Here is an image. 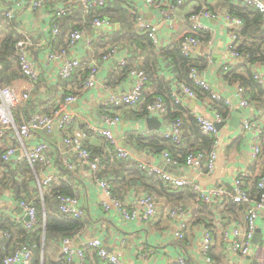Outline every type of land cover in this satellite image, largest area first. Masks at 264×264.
Masks as SVG:
<instances>
[{
	"label": "built area",
	"instance_id": "obj_1",
	"mask_svg": "<svg viewBox=\"0 0 264 264\" xmlns=\"http://www.w3.org/2000/svg\"><path fill=\"white\" fill-rule=\"evenodd\" d=\"M47 0H29V8L33 11L42 8ZM143 3L151 10L157 12L158 22L162 25L172 27L174 24V15L187 4L194 0H142ZM201 1V0H200ZM242 3L253 6L259 11L264 24V1L263 0H241ZM81 8L84 13H88L94 6H103L106 0H64L63 4L59 5L53 13L52 26V41H55L60 34V20L65 16L71 15L74 11V4ZM203 4L198 12L187 13L183 20L189 23V29L180 39L179 45L181 52L186 57H196L194 48L199 43L197 35L200 32H207L210 28L202 22L203 19L215 18V13L207 6L210 0H202ZM129 11L134 12L135 28L148 35L153 44L158 45V22L152 23L144 19L142 11L130 6ZM13 11L11 9L0 12V20L2 17L11 19ZM224 22L228 28V42L226 45V58L222 63L224 71H228L239 66L245 65L248 55L237 52L236 47L239 42L238 32L241 29L242 21L240 18L224 14ZM119 25L113 24L109 19L94 16L87 23L83 22L79 27L72 29L66 39L65 47L59 51H48L43 63L38 65L34 63L30 50L39 43L36 42L28 31L17 29L16 41L14 43V56L18 63V70L22 77L28 79L32 83H37L43 77L42 65L48 61H61L56 71V76L61 79H70L74 73L79 71L82 62L79 56L65 58L69 51L81 46L86 52H90V67L88 73L82 78V87H93L98 79V68L100 67L98 56L93 52L94 38L89 35L88 31L97 30L98 36L104 39H109L112 31L118 30ZM51 44V43H50ZM49 46V44H46ZM118 47V46H117ZM116 46H112L107 52L101 54V60H110L118 51ZM49 49V48H48ZM126 56V55H125ZM121 68L127 66V61L124 57L119 60ZM264 67V62H261ZM254 67V78L262 80V72H257L256 64ZM132 80L131 86L126 92H118L112 88H106L108 95L103 101L105 108L110 111L102 112L98 115V121H89L87 114L80 110L72 108V104L76 101V93L73 88H69V93H65L64 88H58L59 94L52 99V107L49 114L40 108H34L33 111L22 117L20 120H15L14 110L18 106H24L32 100L30 91L11 88L5 86L0 88V149L3 150L1 160L5 164L15 165L27 162L29 166L36 163H41L44 166V177L38 181V187L41 192L49 187L53 179L58 178V171L53 167L51 159L48 157L49 144L42 138V134L55 133L59 139L67 146L69 152L77 156L79 162L74 164L68 157L60 158L64 168L68 172H74L76 168L86 169L91 178L97 183L104 200L101 202L104 210L108 211L110 205L113 206L117 214L125 221L138 219L140 221L155 220L161 214L174 219L177 222L176 229L173 230V237L177 242H184L186 239L187 229L190 224L189 212L182 202L175 205H167L163 203L159 207L155 195L148 192H142L136 196L130 204L120 200L113 192L112 185L109 180L99 178L98 173L102 169V157L92 155L84 146L85 135L79 129H71L76 122H83L88 129L94 134L104 138L111 144L116 151V157L121 162H127L131 159L130 152L119 144V140L114 133L121 122V116L116 108L133 107L137 108L144 101L146 75L143 70L137 67H130L129 74ZM188 78L196 85L200 86L205 94L211 99L222 101L224 105L229 106L231 103L228 99L223 98L210 83H208L201 75L200 70L192 67L189 70ZM176 86L182 95L190 99H196L198 93L190 88L185 82H177ZM172 91V97L175 103L180 102V93ZM207 92V93H206ZM240 107L253 110L256 108V101L250 100L246 96V90L243 86L237 85L234 93ZM146 110L149 116L163 117L167 114L168 107L165 101L154 96L150 101ZM113 111V112H112ZM264 111V110H263ZM196 123L200 130L211 137H214L209 151L193 150L190 151L183 164L171 157L168 151L164 150L160 154L162 166L157 164L145 163L138 161L140 168L146 170L148 174L159 176L167 185L169 190H175L180 187H188L197 197V201L208 204H214L216 201L222 203L231 201L242 205V218L235 219L231 216L228 219L224 218L226 226L222 230V239L227 244V251L231 257L241 256L247 258L250 256L254 247L253 237L257 229L258 220L264 212V163L256 181V187L260 193L258 196H252L245 187V181L249 180L251 173L246 168H240L232 177L230 188L225 185L218 184L209 188L203 187L194 178L188 176H179L176 173L168 171L166 168L172 167L181 170L184 167L191 168L199 174L212 172L215 168L218 158L217 148L219 146V131L215 123L224 120L220 113H215L214 119L202 114H195ZM185 121L181 118H176L172 121H167L165 128L155 132L145 130L140 133V136L147 137L150 135H159L170 139L176 146L184 145L183 143V126ZM242 129L249 132L251 137L250 155L252 160L259 159L263 152L264 145V116L261 121L252 117H246L242 120ZM42 138V139H41ZM35 140L38 141L30 148L25 142ZM59 211L74 217H83V209L78 198L71 196H59ZM0 196V204H1ZM19 206L24 213L21 223L26 229H34L38 225L37 209L31 200H19ZM0 235L8 236L7 231H1ZM61 251L65 260L69 264H86V247L93 248L97 255L103 261L112 264H124L123 258L118 252H114L103 244L100 238L92 237L82 247H75L72 244V237H64L60 240ZM214 250V236L210 229L204 228L201 232L200 241L197 245V250L194 255L181 250L180 253L173 259L175 264H215L211 257ZM152 251H146L144 257L150 256ZM32 254L29 249L23 247L16 248L12 253L5 256L3 264H31ZM253 264H259L254 262Z\"/></svg>",
	"mask_w": 264,
	"mask_h": 264
},
{
	"label": "crops",
	"instance_id": "obj_2",
	"mask_svg": "<svg viewBox=\"0 0 264 264\" xmlns=\"http://www.w3.org/2000/svg\"><path fill=\"white\" fill-rule=\"evenodd\" d=\"M116 2H121L123 8L132 6L136 10L142 11L144 19L151 21L152 23H157V12L155 10L149 9L142 0H113ZM264 1V0H263ZM47 3L38 10H31L29 8V0H0V12L11 9L13 15L11 19H6L2 17L1 24L3 31H8L11 29L17 33V29L21 31L31 32L34 40L38 42L34 48L30 50L32 59L35 64L43 63L45 56L48 51H59L65 47L66 39L70 34V31L78 23L82 24L85 20V16L88 13H84L77 2H72L74 4L73 16L61 20V32L65 33L63 38L62 34H59L55 41H52V26H53V13L54 9L59 5L63 4L64 0H47ZM200 0H194L191 3L184 6L174 15V24L172 27L168 25H162L158 22V34L159 41L156 45L157 50H162L165 47H171L177 44L179 39L186 34L189 29V23L183 20L184 16L191 12L195 6L200 3ZM217 2V3H216ZM212 5L211 10L215 13V18L203 19L202 22L205 23L210 30L205 32L209 34L207 40L202 39V35L199 39V43L194 48V54L205 58V66L200 70L201 75L204 79L213 85L214 89L218 91L223 98L230 101V105L226 107L227 114L223 122V125L218 129L219 131V146L217 148L218 158L216 160L215 168L212 172L199 174L191 168L184 167L181 170H177L172 167H167L166 169L172 173H176L179 176H188L194 178L199 184L205 188H209L218 184L225 185L230 188L232 177L240 168H246L251 176L249 181H253L259 176L261 166L264 163V145L262 147V156L257 160H252L250 155V133L245 132L242 129V120L246 117H252L261 121L264 116V67L261 63H256L257 72H262V80H254L259 86L257 89H252L245 87L248 97L254 98L257 105L253 110H248L239 106L237 99L234 97L236 86L240 85V76H243V80L246 81L248 76L246 68L239 66L234 70L224 71L222 68V63L226 58V45L228 42V28L224 22V14L226 13V8L221 5L220 1L210 0ZM76 12V13H75ZM79 13V14H78ZM71 14V15H72ZM134 14V13H133ZM81 16V18H79ZM118 25V24H117ZM264 27V24H263ZM89 35L94 38L98 36L97 30L88 31ZM201 33V32H200ZM151 40V39H150ZM59 41V42H58ZM123 42V41H122ZM51 43V44H50ZM46 44H49L46 45ZM113 45V44H112ZM113 46H118L120 50L110 60H101L98 56L100 67L98 68L97 83L91 88H84L78 86L74 82H70L67 79H61L56 76V71L59 69L60 65L64 63V60L54 62L48 61L47 64L42 65L43 77L37 83H32L26 78H23L17 68L16 63H11V68L7 71L5 70L3 81H7V85H14L22 90L30 91L32 95V101L29 104H24L26 110L17 111L16 116L21 120L22 117L26 116L31 112L29 105L34 104V108H43L41 103L45 107L50 99L54 98L56 95L46 94L47 88H52L53 93L59 92L58 88H64V90L73 88V91L77 94L76 101L72 104V108L80 109L84 111L89 121L97 122L98 115L105 108L103 101L108 95L106 88H112L118 92H126L131 86V78L127 72L123 71L119 65V60L122 57H126L127 64L130 62V57L134 55L132 48L126 42L117 43ZM49 48V49H48ZM95 54V49L93 50ZM90 52H86L81 46L69 51L65 58H72L73 56H79L82 62V66L79 71L90 67ZM97 54V53H96ZM95 54V55H96ZM126 55V56H125ZM139 61V58L137 59ZM15 61V60H14ZM163 69L158 72V75L162 77L161 81L155 84L145 86L146 96L156 93L158 88L162 89L164 82H169L172 86V91H178L176 86L177 80L172 73H169L167 68L161 66ZM252 74H254V67L252 66ZM176 80V81H175ZM41 85V86H38ZM5 86V85H4ZM38 88V89H37ZM35 89V91H34ZM171 91V94H172ZM180 94L179 110L186 115L187 113L202 114L209 118L214 119L215 113H219L216 105L206 94H200L196 99H190L189 97ZM145 96V95H144ZM165 99L168 101L171 111H177L174 109L175 101H172V95H167ZM251 100V99H250ZM144 101L141 102L143 104ZM140 104V105H141ZM139 105V106H140ZM139 108V107H138ZM138 108L122 107L118 112L121 116L120 124L114 128V133L118 138L119 142L123 146L130 145L136 152L131 154V157L140 161L138 157L139 154L144 156L145 163L157 164L162 166V160L160 154L157 156L148 154L146 152L138 151L129 142L128 137L140 136V133L145 130H151L155 132L159 129L165 128L167 124L166 116L156 117L160 122L159 129H149L146 117H136L134 112ZM33 111V110H32ZM236 121V127L230 124L231 120ZM225 127V133L222 136L220 131ZM98 136V135H97ZM42 138L49 144L47 153L48 157L53 162V167L60 173L58 179L63 178L69 181L74 189L76 190V197L83 209V218L86 223L85 228L80 231L78 235L72 237V244L75 247L84 246L88 239L92 237H98L101 239L107 248L114 252L120 253L123 258L124 264H175L173 259L177 256L181 250L194 255L197 250L198 242L200 241L201 232L204 228H208L212 231L214 236V250L212 254L215 258V264H253L255 261L259 264H264V212L261 214L260 219L257 223L256 233L258 234L257 242H254V247L250 256H248L249 262L245 263L246 258L241 256L231 257L227 251V244L222 239V230L226 226L224 218L228 219V214L220 213L219 207L211 204L209 210H199L196 203L197 197L194 200L180 201L184 204L185 208L188 209L190 224L187 229L186 239L184 242H177L173 237V230L176 229L177 222L161 214L155 220L140 221L138 219L124 221L119 214L115 211L112 205L108 208V211L104 210L101 202L105 199L100 191L97 183L91 178L87 170L76 168L74 172H68L61 169L60 163L62 162L60 158L68 157L74 164H77V156L69 152L67 146L59 139V136L55 133L52 134H42ZM41 138V139H42ZM100 138V137H99ZM102 138V137H101ZM190 140L192 137H189ZM188 139V138H187ZM38 141L31 140L26 143L27 147L35 145ZM147 160V161H145ZM142 161V160H141ZM31 167V166H30ZM32 168V180L28 181V188L34 194L39 191L38 181L43 179L44 171H38ZM105 173L110 174L111 185L114 194L120 198V200L131 203L134 198L142 192H146L142 184L133 179L130 175H125L123 178L121 172H119L117 167L106 168ZM3 173L0 171V176ZM19 179H23V176H18ZM122 178V179H121ZM5 182H7L5 180ZM17 183H21L17 179ZM58 183V182H56ZM13 181L6 183L1 186L0 183V223L3 220H8L9 222H15L21 224L24 213L22 208L19 206V198L23 197V193H19L20 196L17 198L14 194ZM50 186L45 189L44 192H48ZM154 194V193H153ZM36 195V193H35ZM155 195L159 207L163 203L167 205L170 204L163 195ZM24 199V198H22ZM28 199V198H27ZM54 202L57 204L56 200ZM242 218V214L238 216ZM207 222V223H206ZM8 236L0 235V246L6 244V238ZM146 251H152L151 255L144 257ZM91 252H89L90 254ZM196 264V260H193ZM199 264V261H198Z\"/></svg>",
	"mask_w": 264,
	"mask_h": 264
},
{
	"label": "trees",
	"instance_id": "obj_3",
	"mask_svg": "<svg viewBox=\"0 0 264 264\" xmlns=\"http://www.w3.org/2000/svg\"><path fill=\"white\" fill-rule=\"evenodd\" d=\"M217 1H220L221 5L226 8V13L228 15L240 18L242 21L241 29L238 32L239 42L236 47V51L248 55L245 66H243L244 69L246 68L248 76L246 77V81L243 80V76H240L241 80L239 83L243 87L245 86L249 88L248 85H250L252 89H257L259 86L253 78L251 69L256 63L264 62V27L261 14L253 6L242 3L241 0ZM202 4L203 2L201 0V2L198 3V5L195 6L191 12L200 11ZM207 6L210 9L212 8L211 4ZM133 13L134 12L127 10V7L123 8L121 2L113 0H106L105 5L94 6L90 9L88 14L85 16V23L91 20L94 16H99L109 19L113 24L119 25L118 30L110 33L109 39H104L99 36L95 38L93 49H95V54L97 53L96 56H101V54L107 52L114 44H116V42H126L132 47L130 49L133 51L134 55L130 57V62L126 67H123L122 70L128 74L130 67H137L143 70L147 77L145 86L155 84L156 82L162 80V77L158 75V72L163 69L161 66H164L167 68L169 73L174 75L177 82H185L190 88L195 90L198 95L202 93L205 94V91L200 86L196 85L188 78L189 70L192 67L201 70L205 66V58H201L200 56L195 58L184 56L181 52L179 42H177L174 46L157 50L156 45L153 44L148 35L135 28V16ZM72 16L73 14L65 16L62 19ZM79 18H81V16ZM80 25L81 24L78 23L73 27V29L79 27ZM2 29L3 27L0 22V88L5 87L7 83V81H3L5 70L7 71L11 68L12 62L16 63L18 67L17 60L14 56V43L18 34L11 29L8 31H3ZM63 31L64 32H60L62 34L61 38H63L65 28ZM201 35L203 40H207L209 37V34L205 32L199 33L197 37L200 39ZM138 58L139 61L137 60ZM10 60L12 62H10ZM88 71L89 69L87 68L82 71H78L74 73L68 81L70 80V82H74L75 84H78V86H81V79L85 77ZM171 91L172 86H170L169 82H164L162 89L158 88L156 93L151 94L150 96H146L144 93V103L138 106L139 108L137 107L138 109L134 112L136 113V117L147 116V104L152 101L154 96L161 97L168 107L166 116L168 119L167 121H172L176 118H181L185 121L182 137L184 145L176 146L170 141V139L161 137L157 134L147 137L137 136L135 138L131 136L128 137V140L138 151L157 156L161 154L162 151L166 150L172 158L178 161V163L183 164L190 151H209L215 138L204 134L200 130L193 114L187 113L186 115H183L184 113L180 112L181 109L179 110L180 107L178 103H175V107H173L174 109H177V111H171L172 107L169 106L168 101L165 99L166 97H164V95H172ZM69 92V90L65 89L66 94ZM246 96L248 97L247 93ZM248 98L254 100L252 97ZM50 100L51 101L48 102L46 107L43 105L45 103H41L43 108L40 110L49 114L52 107V98ZM172 101H174L173 97ZM212 101H215L214 104L219 110L222 118H226V114L228 112L226 105H224L222 101ZM29 102L27 104H29ZM29 107L33 110L35 106L34 104H30ZM121 108L122 107L116 108L115 110H120ZM103 109L104 110L100 113L112 110H108L107 108ZM21 110L24 111L26 109L18 106L14 110L15 120H19L17 111ZM75 128L82 131L85 135V148H87L92 155L102 157V169L98 173L99 178H105L111 183V179L109 178L110 174L108 175L105 173V167L108 169L115 166L118 168L119 172H121L120 174H124L122 178L125 175H130L133 179L138 180L142 184L146 192L161 196L163 195L165 199L171 202L170 204L175 205L180 201H183V199L188 201L195 199V193H193L188 187H180L175 190H169L167 185L159 176L155 174H148L146 170L140 168L138 161L131 159L127 162H121L118 160L113 146L104 138L97 136L94 132L89 130L85 123L80 121L76 122L72 125L71 129ZM189 137H192L191 140ZM2 153L3 150L0 149V171L3 173V175L0 176L1 186L13 181V191L15 196L19 198L20 196L18 194L23 193L24 196L19 199L21 200L24 198L26 200H31L34 206H36L38 225L34 229L29 230L26 229L22 223L18 224L15 222H9L8 220H3V222L0 223V230L8 232L6 244L4 246H0V264H3V259L6 255L12 253L18 247H23L24 249H29L31 251V264H69L62 254L60 240L64 237H73L78 235L80 231L85 228L86 223L83 217H74L60 212L58 208V198L59 196L75 197L76 190L69 181H66L63 178H56L53 179L49 185L50 190L48 192L43 191L41 194V192L36 191L35 195V193L33 194L28 188V181L32 180V168L27 162L19 163L15 165L14 168L10 166L11 164H4L1 160ZM59 165L61 169L65 170L63 164L61 165L60 163ZM33 168L38 171H44V166L39 162L34 164ZM59 175L60 173H58V176ZM18 176H23L24 179L27 178V180L22 182L23 179H19ZM17 179L21 181V183H17ZM5 180L7 182H5ZM257 180L258 177H256L253 181H245V187L252 196H258L260 193L259 189L256 187ZM112 192L114 193L113 188ZM54 199L57 204L54 202ZM196 203H198L197 205L199 207L197 208H199V210L205 211L210 209V204L208 203L201 201H196ZM214 206H220L219 209H217L220 213H226L235 219H239L238 216L243 209L242 205L231 201L225 203L216 201ZM85 251L86 264H112L100 259L96 251L91 247H86ZM89 252L91 253L89 254ZM211 257L215 260L213 254H211Z\"/></svg>",
	"mask_w": 264,
	"mask_h": 264
},
{
	"label": "water",
	"instance_id": "obj_4",
	"mask_svg": "<svg viewBox=\"0 0 264 264\" xmlns=\"http://www.w3.org/2000/svg\"><path fill=\"white\" fill-rule=\"evenodd\" d=\"M146 121L148 123V127L149 129H159L160 128V122L157 118H155L154 116H148L146 117ZM230 124H232L233 126L236 127V121L233 119L230 121ZM223 125V122H218V123H215V126L218 129H220V127ZM120 145H122L120 142H119ZM123 146V145H122ZM124 148H126L132 155L135 154V150L130 146V145H127V146H123ZM138 157L140 158V160L144 161V156H142L141 154L138 155ZM147 161V160H145ZM148 162V161H147ZM257 237H258V234L256 233L255 231V234H254V237H253V241L254 242H257ZM249 262V259L248 257L246 258L245 260V263H248Z\"/></svg>",
	"mask_w": 264,
	"mask_h": 264
},
{
	"label": "rangeland",
	"instance_id": "obj_5",
	"mask_svg": "<svg viewBox=\"0 0 264 264\" xmlns=\"http://www.w3.org/2000/svg\"><path fill=\"white\" fill-rule=\"evenodd\" d=\"M56 9V8H55ZM54 9V10H55ZM24 78V77H23ZM38 86H41V85H38ZM9 87H11V88H17V86H14L13 84L12 85H9ZM17 89H19V88H17ZM38 89V88H37ZM45 89L47 90L46 91V94L48 93L49 95H51V94H53V96L54 95H57V94H59V93H57V92H54L53 93V91H52V89H53V87L52 88H47V87H45ZM34 91H35V89H34ZM167 114H165V116H166ZM220 133H221V135L223 136L224 135V133H225V127H223L222 129H221V131H220Z\"/></svg>",
	"mask_w": 264,
	"mask_h": 264
}]
</instances>
